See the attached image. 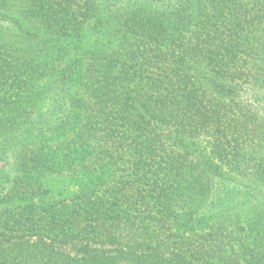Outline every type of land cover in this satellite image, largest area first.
Listing matches in <instances>:
<instances>
[{"label":"trees","instance_id":"1","mask_svg":"<svg viewBox=\"0 0 264 264\" xmlns=\"http://www.w3.org/2000/svg\"><path fill=\"white\" fill-rule=\"evenodd\" d=\"M0 264H264V0H0Z\"/></svg>","mask_w":264,"mask_h":264}]
</instances>
